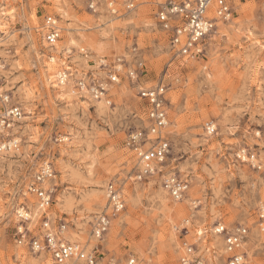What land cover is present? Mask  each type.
Returning a JSON list of instances; mask_svg holds the SVG:
<instances>
[{"label": "rangeland", "instance_id": "1", "mask_svg": "<svg viewBox=\"0 0 264 264\" xmlns=\"http://www.w3.org/2000/svg\"><path fill=\"white\" fill-rule=\"evenodd\" d=\"M166 1L143 0L131 11L117 2L113 13L107 0H0V91L23 109L19 149L0 154V264H56L28 245L42 231L28 187L44 161L54 168L44 184L53 190L52 224L65 225L62 236L88 252L97 246L105 260L181 264L188 242L207 264H227L224 237L214 233L220 223L247 228L244 264H264V0H228L233 16L217 22L204 53L193 57L171 47L158 21ZM47 15L61 26L53 46L44 39ZM64 69L63 94L57 74ZM110 70L119 81L109 80ZM82 80L107 83L112 105L81 90ZM159 83L167 87L171 151L161 172L140 179L142 165L126 142L144 125L140 87ZM207 120L217 125L213 135L203 129ZM242 149L255 161L239 158ZM170 173L189 183L182 200L163 187ZM109 183L121 189L125 208L99 241L91 222L107 206ZM23 205L31 220L19 243Z\"/></svg>", "mask_w": 264, "mask_h": 264}, {"label": "built area", "instance_id": "2", "mask_svg": "<svg viewBox=\"0 0 264 264\" xmlns=\"http://www.w3.org/2000/svg\"><path fill=\"white\" fill-rule=\"evenodd\" d=\"M107 1L113 13L117 12L114 7L117 2H120L128 11L136 9L143 2V0ZM233 14L234 10L228 0H167L158 9L157 18L161 27L169 35L171 47L180 56L193 57L204 53L207 41L217 32V22L230 20ZM43 29L46 42L54 45L60 38L59 19L56 16L47 15ZM137 75L136 70L129 72L133 80L137 78ZM108 78L111 82L119 81L116 70H110ZM67 79L68 77L65 81ZM79 87L95 99H102L105 96V102L112 105L107 83L92 82L90 84L82 80L79 82ZM166 91L167 87L163 83L139 89V96L146 106L145 121L143 127L129 134L126 143L136 151L142 165V172L138 176L140 179L143 175L161 172L171 151V142L166 132L169 122ZM22 117V108L12 102L10 94L0 91V154L19 149L21 139L16 129ZM203 129L208 135H213L217 132V125L213 120H207L203 123ZM238 157L242 160L255 161V155L248 153L246 149H242ZM53 176L52 164L44 161L28 187V191L38 199V209L43 218L41 234L32 235L28 239V245L32 251L50 254L56 264H64L69 260H83L87 264H120L112 258L105 260L97 246L88 252L85 247L66 240L62 236L65 225H60L57 229L52 224L47 210L53 204V190L45 188L44 184ZM163 187L175 200H182L188 191L189 183L176 173H170L165 176ZM106 191L107 206L101 212L94 214L91 222L92 235L99 241L110 227L111 218L125 208V200L119 187L109 183ZM260 210L261 218H264V207L262 206ZM16 213L22 223L17 232L18 242L23 243L28 236L29 227L25 224L31 220V213L24 205L20 206ZM184 228L188 230L186 226ZM214 233L224 237L225 249L229 253L227 264H244V253L241 248L247 236V228L238 226L229 229L219 223L215 226ZM183 246L181 264H207L205 256L201 253L197 254L198 248L195 244L184 242ZM125 264H137V259L131 256Z\"/></svg>", "mask_w": 264, "mask_h": 264}, {"label": "bare ground", "instance_id": "3", "mask_svg": "<svg viewBox=\"0 0 264 264\" xmlns=\"http://www.w3.org/2000/svg\"><path fill=\"white\" fill-rule=\"evenodd\" d=\"M51 46H53V45H51ZM50 58L52 59V60H54V58H52V55H50ZM69 76V72L66 70V69H64V70H62V71H59L58 72V74H57V81L61 84L62 83V85H60V92H62L63 94L64 93H66L67 91H68V89H69V87H67L66 85H63L66 81H65V78H67V77ZM92 99H94V100H104L105 101V96L102 98V99H95V98H92ZM23 110V109H22ZM137 162L140 164V162H139V159L137 158ZM140 166H141V164H140ZM133 197V196H132ZM36 210V209H35ZM64 264H74V263H72V262H70V261H67V262H65Z\"/></svg>", "mask_w": 264, "mask_h": 264}]
</instances>
